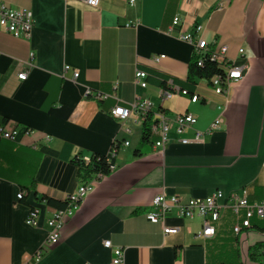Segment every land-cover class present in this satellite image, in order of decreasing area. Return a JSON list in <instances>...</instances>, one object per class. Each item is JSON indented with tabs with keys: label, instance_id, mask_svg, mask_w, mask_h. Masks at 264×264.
Listing matches in <instances>:
<instances>
[{
	"label": "crops",
	"instance_id": "1",
	"mask_svg": "<svg viewBox=\"0 0 264 264\" xmlns=\"http://www.w3.org/2000/svg\"><path fill=\"white\" fill-rule=\"evenodd\" d=\"M3 1L30 9L34 28L25 39L0 27V123L32 130L16 141L0 136V264H21L43 246L47 218L56 208L45 197L64 201L90 178L79 176L70 159L42 148L70 144V157L107 154L117 137L130 144L120 145L116 169L94 182L62 240L32 264H111L106 239L124 248V264H264V248L259 260L250 257L252 247L264 242V218H254L250 229L236 235L239 218L223 209L216 234L201 239L195 236L199 216L180 217L176 209L164 221L146 215L160 192L205 197L246 186L252 199H264V0H101L98 7L78 0ZM221 1L226 4L220 9ZM174 17L180 24L173 27ZM195 24L203 26L198 36L211 49L226 45L227 57L249 63V69L228 96L199 79L198 102L180 93L162 99V77L175 83L188 77L193 48L177 34ZM161 54L163 59L152 61ZM137 70L151 75L146 87L135 84ZM21 71L26 79L18 78ZM98 92L106 97L97 99ZM138 97L171 117L191 112L197 122L180 134L173 126L159 152L152 141L141 142L135 114L126 121L111 114ZM220 105L225 112L219 129L201 142L180 141L206 129ZM124 125L132 132L123 131ZM31 207L40 209L38 226L26 223ZM165 225L179 230L165 234Z\"/></svg>",
	"mask_w": 264,
	"mask_h": 264
},
{
	"label": "built area",
	"instance_id": "2",
	"mask_svg": "<svg viewBox=\"0 0 264 264\" xmlns=\"http://www.w3.org/2000/svg\"><path fill=\"white\" fill-rule=\"evenodd\" d=\"M90 7H98L101 0H78ZM130 4H134L135 0H129ZM226 1L219 3V8H223ZM180 24V18L174 17L172 26H178ZM0 27L11 33L16 37H23L29 39L31 37L34 28L33 13L28 8H16L9 3L0 0ZM201 24H195L190 31H180L177 37L183 41H186L192 45L193 48V60L200 66L204 65L207 57H217L219 61H222L221 73L214 75L208 82L215 90L216 93L224 94L228 96L231 87L234 83L241 81L246 71L249 69V63L237 64L234 60L227 57V46L222 45L218 50L211 49L206 39L199 37L198 34L202 30ZM244 53V49L239 51ZM33 58L34 53H30ZM165 57L164 54L154 55L151 57L152 61L159 62ZM32 65L31 62H29ZM70 67L65 66V70ZM19 79H26L27 72L21 71L18 73ZM79 76V72L74 70V78ZM148 73L143 70H137L135 73V84L141 87H146ZM91 93L90 89H87L86 95ZM174 93H180L190 97L192 102H198L200 95L194 91L190 92L187 89L181 88L175 84L171 79L167 81V86L160 88V96L162 99H170ZM105 94L98 92L96 94L97 99H104ZM225 106H219V114L210 123V125L203 130L196 129L193 138H181L182 143L201 142L204 141L207 136L213 134L220 128L224 121ZM111 114L120 121H126L135 114L137 117L136 123L142 126H147L151 138L153 140L154 147L159 152H164L166 144L169 140V133L173 126L180 134L187 128L192 127L197 122V117L191 112H185L176 114L171 117L167 112L161 108L155 109L154 103L149 98L138 97L131 107L115 106L111 109ZM123 131L130 133L132 128L128 125L123 126ZM22 132V134H20ZM32 130L25 128L21 131V128L11 125L9 122L0 123V136L5 139L18 140L21 136L30 134ZM123 144L128 146L129 140L121 141L120 138H116L113 142L111 150L107 153V161L109 162L110 173L116 169V163L114 157L120 147ZM86 161H90V156H84ZM108 174L96 173L92 177L85 179L81 182L78 189L72 193V198L64 199V206L62 208H56L52 214L47 218L48 232L43 246L39 247L33 254L26 256L25 260L21 264H32L38 262L47 251V249L58 244L64 235V230L73 216L79 210L83 200L87 195L93 191L94 182L105 178ZM24 191L17 194V199H22ZM176 209L178 216L184 218H194L196 216L201 217L202 227L195 234L196 237L201 239L211 238L216 234V223L221 217V211L223 209H230L239 220L233 225V232L238 235L245 229L252 227V220L254 218H264V199L254 200L251 198V193L248 187H242L240 190L231 191L226 193L223 191V197H189L184 198L178 195H167L165 192L156 194L151 199L150 208L146 211V215L149 219L155 221H164L167 213ZM40 209L38 207H31L26 216V223L31 226H38ZM179 230L176 226H163L165 234L177 233ZM106 247L112 248L113 258L111 264H124V248L114 247L111 240H104Z\"/></svg>",
	"mask_w": 264,
	"mask_h": 264
},
{
	"label": "trees",
	"instance_id": "3",
	"mask_svg": "<svg viewBox=\"0 0 264 264\" xmlns=\"http://www.w3.org/2000/svg\"><path fill=\"white\" fill-rule=\"evenodd\" d=\"M220 68L222 67L219 65V63L217 61H214L211 57H207L204 65L202 66L198 65L192 58L189 65V73L187 79L185 81L177 82L178 84L174 81L173 82L183 89H187L190 92H194L197 85V81L199 79H205L207 82H209L214 75L221 73ZM149 76L151 77V75L148 73V77ZM167 81L168 78L162 77L160 79V84H163V87H166ZM24 129L25 128H22L21 131H23ZM20 134H22V132ZM151 141L153 142L150 135V131L147 126H144L142 129L141 142L146 143ZM42 150L43 152L52 154L57 157L70 159V161L77 166L79 176L83 178L91 177L93 174L100 172L110 174L109 162L107 161V154L93 153L92 155H90V161H86L84 159V156L82 155H75L73 157H70L72 151V145L70 144H65L61 150H54L48 147H43ZM136 153L139 154L140 150L137 149ZM45 200L49 205L56 208H62L65 204L64 201H58L50 197H45ZM259 227L264 229V227ZM263 248L264 242L254 245L250 251V257L254 260H259L260 254L258 253V251ZM262 253L264 254V252Z\"/></svg>",
	"mask_w": 264,
	"mask_h": 264
},
{
	"label": "bare ground",
	"instance_id": "4",
	"mask_svg": "<svg viewBox=\"0 0 264 264\" xmlns=\"http://www.w3.org/2000/svg\"><path fill=\"white\" fill-rule=\"evenodd\" d=\"M214 61H217L222 67V61H219L217 57H211ZM208 197H223V191L217 190L214 193L208 195ZM66 198H72V193L68 194ZM56 209V208H55Z\"/></svg>",
	"mask_w": 264,
	"mask_h": 264
}]
</instances>
